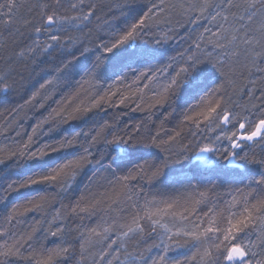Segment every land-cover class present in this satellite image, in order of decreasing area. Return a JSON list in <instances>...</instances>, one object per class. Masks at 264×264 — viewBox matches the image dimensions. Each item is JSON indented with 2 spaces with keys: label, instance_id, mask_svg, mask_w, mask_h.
<instances>
[{
  "label": "snow or ice",
  "instance_id": "1",
  "mask_svg": "<svg viewBox=\"0 0 264 264\" xmlns=\"http://www.w3.org/2000/svg\"><path fill=\"white\" fill-rule=\"evenodd\" d=\"M7 97L0 264H264V0H0Z\"/></svg>",
  "mask_w": 264,
  "mask_h": 264
},
{
  "label": "trees",
  "instance_id": "2",
  "mask_svg": "<svg viewBox=\"0 0 264 264\" xmlns=\"http://www.w3.org/2000/svg\"><path fill=\"white\" fill-rule=\"evenodd\" d=\"M13 99H14L13 97H7V98H5L4 101H0V103H5V104H6L8 101L13 100ZM130 115H131L132 119H137V118H139V116H140L139 113H136V114H130ZM73 127H75V125H73Z\"/></svg>",
  "mask_w": 264,
  "mask_h": 264
},
{
  "label": "rangeland",
  "instance_id": "3",
  "mask_svg": "<svg viewBox=\"0 0 264 264\" xmlns=\"http://www.w3.org/2000/svg\"><path fill=\"white\" fill-rule=\"evenodd\" d=\"M180 251H183V250H180Z\"/></svg>",
  "mask_w": 264,
  "mask_h": 264
}]
</instances>
